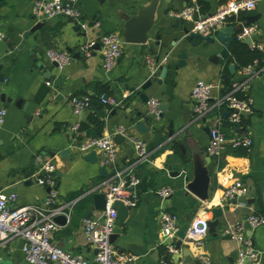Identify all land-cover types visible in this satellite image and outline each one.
I'll return each mask as SVG.
<instances>
[{"label":"crops","instance_id":"crops-1","mask_svg":"<svg viewBox=\"0 0 264 264\" xmlns=\"http://www.w3.org/2000/svg\"><path fill=\"white\" fill-rule=\"evenodd\" d=\"M33 1L0 0V31L6 35L0 41V108L7 110L0 127V192H16L18 206L42 204L49 187L37 181L35 174L42 165L39 157L53 158L57 165L59 202L77 201L70 218L60 215L65 219L57 220L60 227L53 241L67 251L94 260L96 250L86 240L83 219L96 217L101 211L94 208L93 202L83 210L77 206L83 198H92L94 191L103 192L112 171L106 167L107 176L103 177L100 152H97L99 162L91 163L82 158L78 146L88 137L98 136L96 128L103 136L121 133L126 139L118 145L116 166L119 169L130 166L140 182L135 187L139 196L137 207L130 208L124 225L119 227L117 223L113 234L116 250L133 255L131 264H161L162 258L185 263L187 256L192 258L191 264H201L198 259L201 253L207 254L212 264H233L237 245L223 235L224 227L250 213L264 214V59L258 60V73L252 80L254 114L246 116L241 126L232 128L228 117H223L227 110L221 111L223 130L229 135L250 136L253 147L247 151L227 146L214 159L206 151L214 115L195 121L191 92L198 80L213 82L214 101L225 94L228 83L240 76L242 67L231 74L229 64L236 63H228L230 56L214 57L224 47L218 41L210 46L202 40H197L196 46L186 42L182 28H191L192 23L181 20L180 27L175 28L176 18L171 12L184 9L194 0H159L147 44L125 43L122 38L123 54L110 71L103 66L99 45L88 58L81 54V46L92 40L98 42L109 31H117L122 37L123 16L135 15L151 0H79L81 20L89 24L87 30L62 16L38 21L33 15ZM228 1L209 0V14L217 12ZM230 20L226 26L237 27L249 20L250 24L257 25L253 41L262 45L258 50L264 55V0H258L254 10ZM38 22H43L42 29L25 37L24 33ZM96 23L99 25L95 26ZM159 34L162 37L156 44ZM51 49L70 52L72 62L55 66L48 57ZM181 51L187 52V64L176 68V56ZM150 56L154 58L152 64L146 61ZM161 65L166 66L164 73ZM225 74L230 75L228 83L224 80ZM149 79L150 86L143 89ZM101 93L115 96L120 105L102 104L98 99ZM142 93L149 99H142ZM74 94L90 95L104 107L99 109L93 103L83 113L76 114L70 104ZM153 98L160 101V106L167 104L165 112H151L149 101ZM141 121L149 127L144 133L136 129ZM82 122L89 123L95 133L82 130L84 133L76 141L70 127L75 123L81 126ZM136 139L147 143L148 159L138 160ZM197 157L206 161L211 172L208 201L186 188V176L192 178L193 160ZM236 179L249 188L248 196L243 199L245 205L222 206L224 189ZM168 186L173 188L168 198L157 193ZM216 206L224 210L216 232H209L203 243L196 245L199 238L190 234L192 221L199 215L213 218L212 208ZM162 211L176 214L179 229L188 231L191 240L180 251L170 244L173 237L162 228ZM250 236L253 245L262 252L257 264H264V225L253 230ZM23 245L21 237L0 242V264H29Z\"/></svg>","mask_w":264,"mask_h":264},{"label":"built area","instance_id":"built-area-1","mask_svg":"<svg viewBox=\"0 0 264 264\" xmlns=\"http://www.w3.org/2000/svg\"><path fill=\"white\" fill-rule=\"evenodd\" d=\"M79 0H34L33 15L38 21L58 16L74 20L84 30L89 24L81 20V12L78 7ZM258 0H229L215 13L203 14L197 0L182 10L171 12V16L180 21L192 23L191 31L203 36H214L218 30L226 26L233 15L249 12L256 8ZM99 24L96 23L95 26ZM257 31V25L244 24L243 28L236 34L239 40L252 38ZM6 35L0 31V41ZM122 37L117 31L105 32L100 40L89 41L81 46V54L91 57L99 45L103 54V66L107 71L112 70L123 54ZM253 47L262 49L261 44L252 42ZM48 57L60 67L70 64L73 55L67 51L51 49ZM148 63H154L153 57H147ZM258 59L244 66L240 70V76L231 81L229 89L225 94L212 101L211 92L215 84L206 80H198L194 85L191 95L194 104L195 121H204L214 115L210 126V139L206 151L209 155H219L227 146L234 150H251L254 141L248 135L227 134L222 128L221 111H229L228 121L232 128L241 126L246 116L254 114L255 100L251 95L252 80L258 73L256 67ZM49 83V82H48ZM99 101L107 106L116 107L120 101L113 95L101 93ZM93 97L87 94H74L70 98V104L76 114H81L92 106ZM153 114L159 113L160 101L153 98L149 101ZM7 110L0 108V127L4 124ZM70 129L74 139L79 141L84 133L80 123L73 124ZM139 161L148 159L150 152L147 143L142 139L134 141ZM82 154H88L92 150L100 152V162L104 167L111 169V175L103 192L106 194L107 204L105 210L96 217H85L83 229L87 242L96 250L94 260H90L81 253L67 251L53 241L54 233L59 229L56 218L65 215L70 218L76 200L60 203L58 190L57 165L53 158L42 159V165L36 172L39 184L49 187V192L42 204L15 205L18 194L16 192H0V242L9 241L15 237L24 240L23 253L29 264H131L134 256L119 253L113 242L112 236L118 223V212L114 208V202L122 201L127 207L135 208L139 203V196L135 187L140 182L136 172L129 166L119 169L116 166L118 156V144L112 135L90 136L87 140L80 142L78 146ZM102 191V190H101ZM95 192V191H94ZM99 192V191H98ZM157 193L163 198H168L173 193L172 187H162ZM249 188L240 180L236 179L233 184L224 189L222 206L225 204L245 205ZM162 228L174 236L179 230V220L176 214L162 211L160 214ZM208 215H199L194 218L190 225V234L198 237L195 244L201 245L203 238L209 233ZM264 225V214L250 213L245 218L228 223L222 233L233 240L237 245V258L233 264H257L262 252L253 245L250 233L256 228ZM191 240V238H190ZM189 240V241H190ZM201 264H212L211 258L201 253L198 256ZM161 264H185L174 263L162 258Z\"/></svg>","mask_w":264,"mask_h":264},{"label":"water","instance_id":"water-1","mask_svg":"<svg viewBox=\"0 0 264 264\" xmlns=\"http://www.w3.org/2000/svg\"><path fill=\"white\" fill-rule=\"evenodd\" d=\"M158 1L159 0H151L150 4L141 8L138 10V12L135 15H129L126 14L123 16L124 19V29H123V41L125 43H135L144 45L147 44V41L149 39V33L153 27L155 18H156V11L158 8ZM232 17H235L233 15ZM251 21L249 20L245 24H250ZM244 24H240L237 27L234 26H224L218 30V32L214 36H203L199 33H195L191 31L190 27L184 26L182 28V33L184 34V40L186 42H189L193 46H196L197 40H202L206 44L215 45L218 42H220L224 47L220 50L218 55L214 56L218 59V57L223 58H229L230 56V47L232 43L234 42V39L236 37L237 32H239L243 28ZM43 22L36 23L32 28H30L28 31L24 33L25 37H28L30 34L35 33L36 31L42 29ZM80 27V25H79ZM180 27V20L176 19L175 28ZM167 35H172L173 32H166ZM161 35H157V43L160 42ZM36 39V37H35ZM177 41V40H176ZM242 42L246 45H252V38H247L242 40ZM99 47V46H97ZM163 48V46H161ZM166 55H169V52H166ZM188 55L186 51H181L177 54L176 58L178 59V62L176 63V68L182 67L187 64ZM55 66H59L57 63L54 62ZM160 69L163 71V73L166 71V66L161 65ZM237 69L236 64L230 63L229 64V70L231 74H234ZM224 80L226 83L230 81V75H224ZM161 82V80H159ZM152 80L149 79L144 85L143 89H146L148 86H150ZM141 98L144 100H148V96L145 94H141ZM167 109V104L164 106H160V110L162 112H165ZM229 116V111H225L223 113V117L227 118ZM136 129L138 132L144 133L149 130V127L144 121L139 122L136 125ZM98 136H103L102 132L96 128L95 129ZM172 133V132H171ZM114 141L116 144L120 145L122 144L126 137L121 133H116L113 136ZM62 154H66V151H63ZM82 158L91 162V163H98L99 162V156L96 150H92L88 154H83ZM212 158L217 159L216 155H213ZM187 171V170H185ZM100 173L103 177L107 176V168L102 166L100 169ZM186 188L192 192L193 194L197 195L201 200L208 201L210 199V181H211V172L206 164V161L202 157L194 158L193 160V171H192V178L190 179V176H186ZM92 202L93 206L98 211H103L106 208L107 204V198L106 194L104 192H93L92 193ZM114 208L117 209L118 212V223L119 227H122L128 218L130 208L127 207L122 201H115L114 202ZM213 212V218L209 221V232L215 233L216 228L218 226L219 218L224 215V210L221 206H216L212 208ZM90 215V214H89ZM65 219L64 216H58L56 220H63ZM115 237V235L112 236V240ZM190 240L188 236V231L185 228L179 229L176 234L173 236L171 245H174L177 251H180L186 242ZM186 264L192 263V258L187 256L185 261Z\"/></svg>","mask_w":264,"mask_h":264},{"label":"trees","instance_id":"trees-1","mask_svg":"<svg viewBox=\"0 0 264 264\" xmlns=\"http://www.w3.org/2000/svg\"><path fill=\"white\" fill-rule=\"evenodd\" d=\"M197 2L199 4L201 12L203 14L209 13V9H210L209 0H197ZM230 53H231V55H230V58L228 59V63L230 61H233L236 63L238 68L243 67V66H247V65L253 63L257 59L260 61H262L264 59L263 52H261L260 50H258L256 48H251L250 46L244 44L237 37H235L234 42L232 43V45L230 47ZM226 70H227V68H226ZM229 87H230V83H228L226 85L225 92L229 89ZM97 102H98L97 99L93 100L94 106H96L99 109H102L104 107V105L98 104ZM92 120L94 121L95 119H92ZM229 126H231L230 123H229ZM81 129L87 130V132L89 134L95 133L94 130L91 128L90 124L86 123V122H82ZM91 202H92L91 196L85 197L79 202L77 207L82 209V210L86 209Z\"/></svg>","mask_w":264,"mask_h":264}]
</instances>
